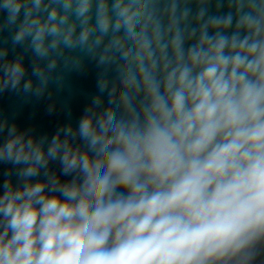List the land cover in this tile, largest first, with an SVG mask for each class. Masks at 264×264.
Returning a JSON list of instances; mask_svg holds the SVG:
<instances>
[{"label": "clouds", "instance_id": "obj_1", "mask_svg": "<svg viewBox=\"0 0 264 264\" xmlns=\"http://www.w3.org/2000/svg\"><path fill=\"white\" fill-rule=\"evenodd\" d=\"M4 31L0 93L87 61L98 94L0 118V264H264V0H0Z\"/></svg>", "mask_w": 264, "mask_h": 264}, {"label": "water", "instance_id": "obj_2", "mask_svg": "<svg viewBox=\"0 0 264 264\" xmlns=\"http://www.w3.org/2000/svg\"><path fill=\"white\" fill-rule=\"evenodd\" d=\"M0 47H7L10 55L22 52L19 47L13 52L7 31L0 32ZM30 55L27 54V57ZM97 72L94 63L86 61L83 70H73L66 75L62 84L50 85L51 98L12 91L0 93V118L6 119L9 125L15 123L20 130H31L37 136L50 137L62 124L78 119L82 110L98 94ZM53 104L55 106L50 111ZM6 169V165L0 164V184Z\"/></svg>", "mask_w": 264, "mask_h": 264}]
</instances>
